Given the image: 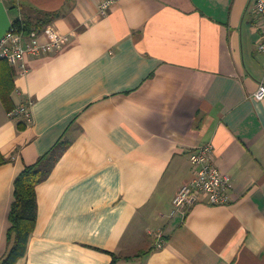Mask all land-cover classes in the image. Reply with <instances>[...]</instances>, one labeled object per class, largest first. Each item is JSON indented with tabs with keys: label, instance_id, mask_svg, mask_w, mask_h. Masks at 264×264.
I'll return each instance as SVG.
<instances>
[{
	"label": "crops",
	"instance_id": "0c3cea01",
	"mask_svg": "<svg viewBox=\"0 0 264 264\" xmlns=\"http://www.w3.org/2000/svg\"><path fill=\"white\" fill-rule=\"evenodd\" d=\"M104 1L3 0L13 21L50 19L66 44L15 68L12 98L32 123L0 98V152L11 160L0 166V259L17 176L64 137L17 264H113L114 255L115 264H264V34L254 0H119L103 15ZM205 145L236 201L174 213L194 177L190 155Z\"/></svg>",
	"mask_w": 264,
	"mask_h": 264
},
{
	"label": "built area",
	"instance_id": "2783aa9c",
	"mask_svg": "<svg viewBox=\"0 0 264 264\" xmlns=\"http://www.w3.org/2000/svg\"><path fill=\"white\" fill-rule=\"evenodd\" d=\"M118 1H104L100 6V12L106 15ZM254 9L258 17L257 26L264 34V0H254ZM18 20H21V23ZM12 22V29L0 41V60L7 61L21 72L27 71L25 60L28 56L55 53L62 50L66 44V37L51 24L45 28L33 27L27 30L22 17ZM259 51L264 53V43L259 45ZM256 98L264 99V84L260 85ZM9 114L11 117L25 114L32 123V114L28 106L20 107ZM213 151L212 145H205L195 149L190 155L194 177L186 182L175 196L174 213H184L198 204L221 206L231 205L236 201L232 177L222 172L214 162ZM157 239V246L161 248L165 243L162 233L157 234Z\"/></svg>",
	"mask_w": 264,
	"mask_h": 264
},
{
	"label": "trees",
	"instance_id": "16d2710c",
	"mask_svg": "<svg viewBox=\"0 0 264 264\" xmlns=\"http://www.w3.org/2000/svg\"><path fill=\"white\" fill-rule=\"evenodd\" d=\"M18 21L21 23V20ZM50 22V19H45V21L36 24L24 21L27 30L33 27H43ZM15 71V68L7 61L0 60V98L8 113L16 110L12 98L16 89ZM18 127L24 129L23 123L19 122ZM63 138L48 153L39 157L34 164L26 166L17 176L14 191L15 200L9 217L11 227L7 234V249L0 259V264H17L20 259L26 256L38 220L37 188L48 180L68 148L69 144ZM10 161L0 152V166ZM116 262L117 258L114 255L113 264Z\"/></svg>",
	"mask_w": 264,
	"mask_h": 264
},
{
	"label": "water",
	"instance_id": "95a60500",
	"mask_svg": "<svg viewBox=\"0 0 264 264\" xmlns=\"http://www.w3.org/2000/svg\"><path fill=\"white\" fill-rule=\"evenodd\" d=\"M13 27L8 8L5 3L0 0V41L6 36Z\"/></svg>",
	"mask_w": 264,
	"mask_h": 264
},
{
	"label": "rangeland",
	"instance_id": "374dc122",
	"mask_svg": "<svg viewBox=\"0 0 264 264\" xmlns=\"http://www.w3.org/2000/svg\"><path fill=\"white\" fill-rule=\"evenodd\" d=\"M8 7H9V5H8ZM8 9H9L11 18L15 19L14 17L16 16V11L14 9H10V7Z\"/></svg>",
	"mask_w": 264,
	"mask_h": 264
}]
</instances>
